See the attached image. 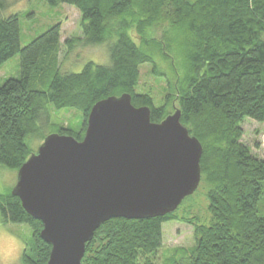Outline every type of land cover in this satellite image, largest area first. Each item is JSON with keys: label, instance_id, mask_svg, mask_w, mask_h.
Returning a JSON list of instances; mask_svg holds the SVG:
<instances>
[{"label": "trees", "instance_id": "obj_1", "mask_svg": "<svg viewBox=\"0 0 264 264\" xmlns=\"http://www.w3.org/2000/svg\"><path fill=\"white\" fill-rule=\"evenodd\" d=\"M44 1L79 12L81 37L66 39L68 49L104 44L110 63L61 73V24L22 48L18 15L4 16L9 4L0 0V67L19 58V77L0 86V166L17 172L34 154L28 138L38 136L46 106L82 113L81 132L61 126L54 133L80 141L91 108L124 94L134 107H148L154 124L178 110L202 147L204 212L185 215L178 207L163 217L111 219L86 243L81 264H156L169 221L192 228L193 246L173 250L162 264H264V160L241 142L244 120L264 124V0ZM144 64L166 83L157 105L136 92ZM11 190L0 194L1 223L29 229L21 264H46L51 247L40 238L42 223Z\"/></svg>", "mask_w": 264, "mask_h": 264}, {"label": "water", "instance_id": "obj_2", "mask_svg": "<svg viewBox=\"0 0 264 264\" xmlns=\"http://www.w3.org/2000/svg\"><path fill=\"white\" fill-rule=\"evenodd\" d=\"M174 111L159 124L131 97L97 102L83 138L50 134L17 171L11 195L42 223L46 264H81L85 245L111 219L173 213L197 190L202 147Z\"/></svg>", "mask_w": 264, "mask_h": 264}, {"label": "rangeland", "instance_id": "obj_3", "mask_svg": "<svg viewBox=\"0 0 264 264\" xmlns=\"http://www.w3.org/2000/svg\"><path fill=\"white\" fill-rule=\"evenodd\" d=\"M9 8L4 16L18 15L20 24V46L25 47L32 39L39 36L51 26L61 24V53L59 62L61 73H78L83 66L92 62L97 65L107 66L110 63L107 47L104 44L84 47L75 45L68 49L64 41L73 37H81V18L79 12L69 6L52 8L44 0H6ZM160 69L168 74V69L161 61ZM152 65L140 66V81L136 92L147 94L155 100L156 105L163 100L166 92V83L163 79L155 78L151 74ZM19 77V58L15 56L0 67V86L6 79ZM45 116L43 125H39L38 136L28 138V142L35 153L41 144L40 138L54 134L56 128L69 127L74 132H81L83 126L82 113L75 110L56 111L52 106L44 108ZM243 137L241 142L251 149L252 154L264 160V124H259L249 119L242 125ZM17 172L0 166V194L8 193L16 183ZM205 187L200 184L193 195L185 200L178 211L187 215L204 212ZM193 206V209H189ZM196 213V214H197ZM260 215L264 216V190L263 201L259 206ZM195 214V213H194ZM192 228L175 221L162 224L163 246L158 251L155 263L162 264L171 252L178 248L189 249L193 246ZM29 229L24 225H3L0 219V264H21V257L25 245L29 244Z\"/></svg>", "mask_w": 264, "mask_h": 264}]
</instances>
